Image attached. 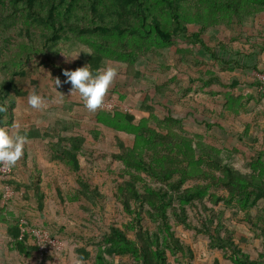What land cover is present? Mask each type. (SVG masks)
<instances>
[{
    "label": "rangeland",
    "instance_id": "374dc122",
    "mask_svg": "<svg viewBox=\"0 0 264 264\" xmlns=\"http://www.w3.org/2000/svg\"><path fill=\"white\" fill-rule=\"evenodd\" d=\"M238 17L226 0H186L179 2L180 14L190 31L204 27L203 38L211 46H221L247 57V66L256 65L260 71L239 68L222 69L198 46L174 40L169 44L158 41L149 27L148 17L140 30V22L133 15L132 6H123L116 0H76L69 12L61 7L64 36L53 52L40 54L41 50L22 48L29 57L27 63L18 58L1 62L0 73L31 69L35 84L23 80L22 86L30 93H38L45 101L40 109L27 104V97L13 107L14 121L8 128L17 132L22 129H62L64 135H83L87 142L80 151L82 172L89 177L101 197L93 203L79 197L80 182L61 162L53 160L49 140H29L25 145L26 167L37 163L41 171V183L46 190V204L42 212L46 228L56 234L65 245L64 252L54 264L84 263L77 253L85 248L93 258L112 241V229L126 233L134 242L137 254L106 257L107 264H141L139 243L132 230V217L125 211L123 201L127 192L125 183L135 181L140 189L160 187L161 183L142 171L125 164L118 148L119 141L147 161L152 167L173 171L170 183H181L182 190L198 197L193 202H177L174 207L185 208L187 217L195 227L209 218L257 264H264V213L255 207H243L239 195L254 190L243 188L246 179L264 180V0H234ZM93 3L102 18H92L86 9ZM154 15L162 28L170 27L169 15L164 3L150 0ZM118 12L125 25L122 35L116 32L120 25ZM14 22L28 26L39 38L41 28L20 17ZM124 26V24H123ZM99 51L104 55L103 68L117 70L113 83L104 96L103 104L112 103L114 108L88 111L73 93L71 84L63 76V65L81 62L84 66L90 56L80 53V47ZM17 47V46H16ZM140 53V54H139ZM218 55L225 58L226 54ZM227 58V59H226ZM51 60V61H50ZM54 62V66L52 63ZM139 71L141 77L131 74ZM69 70V68H67ZM131 73V74H128ZM129 75V76H128ZM218 77L221 83H204L210 77ZM59 80V87L54 80ZM203 79V80H202ZM238 80L241 85L230 89L226 85ZM56 89V90H55ZM124 115H133L128 123ZM58 122L60 124H58ZM18 128H13V125ZM154 129L160 135H173L178 141L161 144L151 141ZM150 134V135H149ZM18 160L15 177L31 182ZM59 187L64 202L58 199L55 188ZM220 197V198H219ZM196 206V208H194ZM144 208L143 227L160 247H165L159 222H155ZM170 212V229L186 248L185 257L173 255L165 249L168 264H233L224 253L210 247L207 236L185 227ZM166 248V247H165ZM45 263V262H44Z\"/></svg>",
    "mask_w": 264,
    "mask_h": 264
},
{
    "label": "trees",
    "instance_id": "16d2710c",
    "mask_svg": "<svg viewBox=\"0 0 264 264\" xmlns=\"http://www.w3.org/2000/svg\"><path fill=\"white\" fill-rule=\"evenodd\" d=\"M123 6H132L134 8L133 15L140 22V30H146L150 32V29H145L144 24L148 17H151V23L149 27L154 32L159 42L163 44H169L174 40H180L189 42L194 46H198L202 49L206 55L216 61L222 69L227 68H239L242 70L254 69L260 71L256 65L247 66L240 60L247 58L240 53H234L231 50H227L221 46H211L206 43L203 38L205 28L199 27L195 31H190L186 25L184 19L180 14L179 2L186 0H160L164 3V8L169 15L170 27L167 29L162 28V23L154 15H150V10L153 8L150 5V0H116ZM76 0H0V64L6 62L12 58H18L19 61L27 63L29 57L24 49L18 48L24 46L28 50L35 49L41 50L40 54H47L53 52V48L57 46L61 38L65 34L63 27V21L58 16H61V7L69 12V8L74 6ZM236 2L234 0H226V5L232 11V18L238 17V13L235 10ZM92 18H102L103 15L99 13L95 5L91 2L85 4ZM118 17L120 25L116 26V32L122 35L125 31V25L132 32L133 27L128 25V20H123V16L118 12H113ZM20 17H24L29 20L36 28L40 27V36L36 38L35 34L28 26H24L20 23L14 22ZM124 24V26H123ZM134 32V31H133ZM17 46V47H16ZM219 53L226 54V57L230 59L225 60L223 55L219 56ZM140 54V53H139ZM240 59V60H239ZM51 61V60H50ZM60 68L64 70H75L78 67L83 66L81 62L67 63L68 66L63 65L62 59L58 61ZM104 63V55L99 51H93V53L87 58L86 64H89V68L92 71L96 69H102ZM54 66H57L52 63ZM85 64V65H86ZM133 73L131 76L134 79H139L141 73L130 68ZM264 72V71H263ZM34 70L22 69L12 71L10 73H0V126L8 127L13 124L14 114L13 107L22 99L27 97V91L22 86V81L26 80L29 84H37L34 78ZM129 76V75H128ZM203 80V79H202ZM204 83L218 82L221 83L220 78L210 77ZM241 85L238 80H232L230 84L226 85L230 89H234ZM124 118L128 123H133L135 117L133 115H124ZM58 124H60L58 122ZM67 126H62V129H46L44 131H37L36 129H22L19 132L26 133L29 140H49V146L52 150L53 160L60 162L67 167L69 172L74 174L80 182L81 190L77 191L80 198L86 202L93 203L94 198L99 199L100 193L96 187H93L91 180L81 170L80 165V151L85 146L87 139L83 135H64L63 131L67 130ZM150 133L151 141L155 143L166 144L170 143L174 145L178 139L173 135H160L154 129H143L142 134ZM149 134V135H150ZM118 148L120 154L125 161V164L137 170L142 171L147 176L159 181L160 187L140 189L135 181L126 182L125 190L127 195L124 198L123 206L125 211L132 217V230L135 234L136 241L139 243L140 252L142 255L141 264H168L165 249L172 252L173 255H181L185 257L187 251L175 236L174 232L170 229V211L172 210L173 217L182 223L185 227L191 228L196 233L207 236L210 240V247L218 249L224 253L233 264H257L252 261L248 255L244 254L237 244L227 235H221V229L213 222V219L207 222H202L201 227H195L187 217L185 208L174 207L175 203L183 202L193 204L198 193L187 192L182 190L181 183H170L171 177H173V171L166 168L164 170L156 169L152 167L147 161L138 157L133 150L126 147L119 141ZM26 150L24 147V153L22 155V161L20 162V168L26 170L31 177V182H23L17 179L14 175L15 169L12 167V173L7 178L6 183L12 187L15 193H22L26 202L30 199L35 201L33 207L34 212H43L46 204V190L41 183V171L37 163L33 162L32 168L26 167L27 157L25 156ZM243 188L251 187L254 191L251 193H244L239 195V200L243 207H255L259 212L264 213V180L255 182L253 179H246V185L242 184ZM58 199L60 202H64L61 190L55 186ZM249 186V187H248ZM220 198V197H219ZM2 193L0 192V210L3 209ZM5 204V203H4ZM30 206V205H29ZM144 208L150 217L156 222H159V230L163 235L165 247H160L158 243L154 241L149 232L143 227L144 218L142 217V211ZM196 208V206H194ZM24 219L27 222V227L33 226V224L23 218L18 217L12 224V235L14 236L16 246L22 254L35 253L37 257V249L32 242L30 235L24 234L21 237L22 225L20 220ZM53 236H57L52 233ZM134 242L128 239L126 233L118 229H112V241L110 246L105 247L103 250L96 254L93 258L89 251L85 248L77 250L79 258L86 264H107L106 257L122 256L125 254H137L134 249ZM29 250V252L27 251ZM28 252V253H27ZM52 259L53 258H49ZM214 264H219L216 260Z\"/></svg>",
    "mask_w": 264,
    "mask_h": 264
},
{
    "label": "clouds",
    "instance_id": "9594fccd",
    "mask_svg": "<svg viewBox=\"0 0 264 264\" xmlns=\"http://www.w3.org/2000/svg\"><path fill=\"white\" fill-rule=\"evenodd\" d=\"M80 53L91 55V50L84 46L71 59H76ZM63 76L66 83L71 84L70 96L76 93L83 106L91 112L96 111L103 103L107 90L117 75V70L111 66L92 71L89 64L78 67L75 70H64ZM55 86L59 87L60 81L54 80ZM56 90V89H55ZM44 99L36 92H32L27 97V104L33 109H40L44 105ZM3 109H0L2 111ZM18 128V125H13ZM29 142L26 133L13 132L8 127L0 126V166L8 168L14 167L24 153V147ZM76 264H81L77 261Z\"/></svg>",
    "mask_w": 264,
    "mask_h": 264
},
{
    "label": "crops",
    "instance_id": "0c3cea01",
    "mask_svg": "<svg viewBox=\"0 0 264 264\" xmlns=\"http://www.w3.org/2000/svg\"><path fill=\"white\" fill-rule=\"evenodd\" d=\"M22 198V193H16L9 202L2 204L4 208L0 210V264H54L56 260L52 259L40 262L35 253L22 254L16 246L12 235V224L16 218L23 217L33 226L46 228L42 212L33 211L35 201L30 199L29 206Z\"/></svg>",
    "mask_w": 264,
    "mask_h": 264
},
{
    "label": "built area",
    "instance_id": "2783aa9c",
    "mask_svg": "<svg viewBox=\"0 0 264 264\" xmlns=\"http://www.w3.org/2000/svg\"><path fill=\"white\" fill-rule=\"evenodd\" d=\"M102 108L110 110L114 108V104H103ZM11 173L12 167L8 168L6 166H0V192L2 193L3 203L9 202L14 196H16L12 187L6 183V180ZM20 224L23 226L21 237L27 233L30 235L32 242L37 249V257L40 262L49 258L57 259L62 255L65 245L58 236H53L50 231L44 227H27V222L24 219L20 220Z\"/></svg>",
    "mask_w": 264,
    "mask_h": 264
}]
</instances>
